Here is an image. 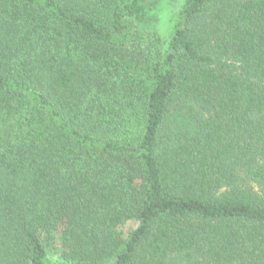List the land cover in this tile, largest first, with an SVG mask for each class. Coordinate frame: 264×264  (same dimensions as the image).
<instances>
[{"label": "trees", "instance_id": "16d2710c", "mask_svg": "<svg viewBox=\"0 0 264 264\" xmlns=\"http://www.w3.org/2000/svg\"><path fill=\"white\" fill-rule=\"evenodd\" d=\"M154 6L0 0V264H264V0Z\"/></svg>", "mask_w": 264, "mask_h": 264}, {"label": "rangeland", "instance_id": "374dc122", "mask_svg": "<svg viewBox=\"0 0 264 264\" xmlns=\"http://www.w3.org/2000/svg\"><path fill=\"white\" fill-rule=\"evenodd\" d=\"M155 6L151 19L146 23L147 29L164 33L169 18L184 0H154ZM134 223V222H133Z\"/></svg>", "mask_w": 264, "mask_h": 264}]
</instances>
